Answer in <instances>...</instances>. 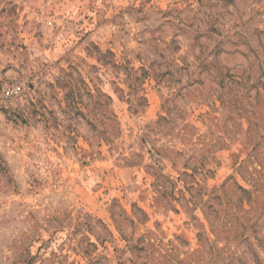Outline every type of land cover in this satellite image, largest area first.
Returning <instances> with one entry per match:
<instances>
[{
  "label": "rangeland",
  "instance_id": "1",
  "mask_svg": "<svg viewBox=\"0 0 264 264\" xmlns=\"http://www.w3.org/2000/svg\"><path fill=\"white\" fill-rule=\"evenodd\" d=\"M0 264H264V0H0Z\"/></svg>",
  "mask_w": 264,
  "mask_h": 264
}]
</instances>
